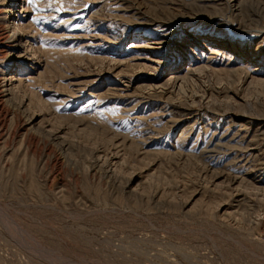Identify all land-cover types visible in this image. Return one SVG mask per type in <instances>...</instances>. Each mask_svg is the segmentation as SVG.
I'll list each match as a JSON object with an SVG mask.
<instances>
[{
	"label": "rangeland",
	"instance_id": "1",
	"mask_svg": "<svg viewBox=\"0 0 264 264\" xmlns=\"http://www.w3.org/2000/svg\"><path fill=\"white\" fill-rule=\"evenodd\" d=\"M0 264H264V0H0Z\"/></svg>",
	"mask_w": 264,
	"mask_h": 264
},
{
	"label": "bare ground",
	"instance_id": "2",
	"mask_svg": "<svg viewBox=\"0 0 264 264\" xmlns=\"http://www.w3.org/2000/svg\"><path fill=\"white\" fill-rule=\"evenodd\" d=\"M9 11V10H8ZM18 28L17 27H15L13 30H14V32H13V34H11V37H14V36H18L19 35V33H17L16 32V30H17ZM17 41H21L19 38L17 39ZM17 79V78H16ZM16 79H12V80H16ZM17 81H18V79H17ZM11 82V81H10Z\"/></svg>",
	"mask_w": 264,
	"mask_h": 264
},
{
	"label": "snow or ice",
	"instance_id": "3",
	"mask_svg": "<svg viewBox=\"0 0 264 264\" xmlns=\"http://www.w3.org/2000/svg\"><path fill=\"white\" fill-rule=\"evenodd\" d=\"M28 3L29 4H33L34 3V0H28Z\"/></svg>",
	"mask_w": 264,
	"mask_h": 264
}]
</instances>
